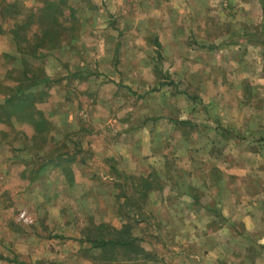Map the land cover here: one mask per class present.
<instances>
[{"label":"rangeland","instance_id":"rangeland-1","mask_svg":"<svg viewBox=\"0 0 264 264\" xmlns=\"http://www.w3.org/2000/svg\"><path fill=\"white\" fill-rule=\"evenodd\" d=\"M17 1L24 4L0 0L4 13ZM26 1L34 4L29 7L34 11L28 9L32 24L23 33L27 51L19 50L8 33L0 37V264H103L92 257L100 253L81 241L82 230L100 223L120 228L130 217L151 255L127 264H181L187 254L199 264L198 246L184 252L181 227L187 221L180 214L204 207L214 216V190L226 201L224 209L230 200L253 209L252 202L262 199L263 175L247 179L248 172L240 169L245 157L229 156L233 131L220 119L230 96L238 104L257 102L254 89L247 96L230 90L229 70L235 65L228 49L221 53L215 45L219 35L246 20V11L235 5L245 0ZM250 3L258 23L251 29L259 36L264 12L258 0ZM19 16L2 21L0 13V26L9 30ZM37 22L56 34L40 31L38 37ZM55 39L58 48L30 53L36 43L52 45ZM46 76L53 79L47 86L32 85ZM20 87L37 93L33 105L50 121L48 133L36 136L28 115L17 110L22 105L6 100ZM193 111L201 125L178 123L189 122ZM237 117L236 147H259L264 121L255 122L243 111ZM191 140L204 152L213 148L215 155L185 160L182 153ZM232 156L236 177L214 166ZM142 176L155 187L145 195L136 191ZM186 194H192L191 203ZM171 209L178 217L174 224L165 219ZM216 217L207 221L206 234L213 237L220 223H230L235 240L231 250H223L226 259L211 264H264V250L257 246L264 229L255 233L242 220L229 221L223 213ZM173 253L178 259L164 257Z\"/></svg>","mask_w":264,"mask_h":264},{"label":"crops","instance_id":"crops-1","mask_svg":"<svg viewBox=\"0 0 264 264\" xmlns=\"http://www.w3.org/2000/svg\"><path fill=\"white\" fill-rule=\"evenodd\" d=\"M22 1L24 2L25 6L29 10L34 11L33 8H29V7H34V4L32 3L29 4L26 0H22ZM250 1L245 0L244 1L245 3L239 2L235 4V5L241 6V8L240 7L238 8L239 10L242 11L244 9L246 11L247 18L244 22H242L243 21L242 20L239 23H234L235 25L231 26V30L229 31L228 34H225L224 36L222 34L219 35L217 40H215V45L217 46V49L221 51V53H222V50L224 51L228 49L230 53V61L232 64L235 65L229 70L230 81H231L230 90L232 89L241 90L240 91L241 94L242 92H244L246 96L248 95L247 92L249 90L254 89L257 91L255 95V98L257 101L256 103L255 101L251 102L250 99H245L244 101L238 104L236 102V98H232L230 96L228 98V102L223 104V108L225 109L224 111L220 112V119L222 120V122L225 123V125L223 124L224 126L229 125L228 127H230V129L233 131L231 135H228L229 144H231V148H232V149H228L229 156L231 157V154H233L234 156L241 155L245 157V162L241 163L240 169L241 171H244L243 174L248 172L246 174V176H248L247 179H252V180L258 179L255 176V173H261V175H263L262 176L263 180L261 184L262 199L255 200V202H252L251 205H254V204L256 205L255 208L253 209L251 207L248 209L249 206L237 207L232 200L230 201L227 200L228 207L227 209H224L222 204L223 203L226 204V201L223 200V198H221L220 193L215 192L216 190H214L213 198L216 200V202H214L213 208L216 214L220 215L223 213L224 216L227 219H229V221H231L232 219L234 220V222L236 221V219L242 220L243 223H247L246 228L248 230H251V232L254 231L255 233H257L259 232V229H262V230L264 229V147H262L264 142H262L259 147L255 144H252L249 148H246L245 150L241 149L240 146L239 148L236 147L239 144L237 136H238V133L240 132V130L238 129L240 122H238L237 116L241 114V111H243L244 113H247L249 115V118L255 122L262 121V120L264 121V24H262L261 26L262 28L261 35L258 36L252 32L251 28L254 25V23H257V20H254V18L251 17L250 11L253 10V6L251 3L249 4ZM258 1H259V11H261L262 13L264 12V5L262 4L261 0H258ZM4 10H5L4 6H1L0 13H1L2 21L8 20L7 19L8 17L5 16ZM248 14H249V17H248ZM262 23H264V21ZM12 28H13V25L11 26V28H9V30L6 31L0 26V37L5 36L8 33V35L11 36V39L13 41V38L11 35ZM223 42L224 44H227L225 45V47L222 46ZM13 43L16 46L17 45L19 46V50L20 49L25 50L29 47V42L27 41V39L26 41H20L19 43L13 41ZM8 53L9 52L3 51V54L7 55ZM238 73H240V77ZM258 77H261L262 79V82H260V84L253 81L254 78H258ZM39 85L47 86L48 84L44 82V83H40ZM219 88L220 90H222L221 84L219 85ZM26 90H29V89H26ZM26 90L24 94H26ZM219 97L220 99H223V97H225V94L221 93ZM227 110H229V112L232 113L231 117H228L226 115ZM257 110L259 111L260 116L257 113ZM196 111L198 112L199 110H196ZM196 111H193L195 113L193 114V117L189 116L187 119H189V121L195 122V124L196 123L199 124L200 122L197 119ZM191 112H192V109H191ZM253 133L254 132L250 130H246V134L248 136H250V134H253ZM258 133H260L261 136L264 138V128L263 130H259ZM209 135H214V133L209 134ZM254 137L257 138V135H252L251 139H254ZM194 144H195V141L191 140L190 148L186 147V149L183 151L182 155L184 156L185 160L191 163H193V160L195 162L196 161L200 162L201 160L205 159V157H208V156L211 157L215 155L213 152L214 150L213 148L209 150L207 149L204 152L202 147H199L196 145L194 146ZM120 156L125 161H127V159L129 158L132 159L131 154H126L123 156L122 154H120ZM233 159L234 157L231 159L229 158V161L228 160L225 162L219 161L217 165H214V166L215 167L217 166L219 169L226 171L228 172V174L234 175L236 177L240 175V173L238 172V167ZM246 159H248L249 162H246ZM132 172H134V170H132ZM256 182H258V180ZM189 185L190 184L188 182L185 184V186L187 187H189ZM185 196L187 197H185L184 199H187V201H189L188 203H191L192 202L191 197L189 196H192V194H189V195L186 194ZM198 202L199 204L205 203V201L202 199H199ZM248 202L251 203V200H248ZM167 203H168V200H165V204ZM216 203L219 208H215ZM232 206H236V209H233ZM200 208L202 210L200 209H198L197 211L189 210V212H186V213L182 212V214H180V218L182 220L184 219V221H187L185 226L181 227V232L185 239V243L183 242L185 245L184 252L197 249L198 254H201V260L199 259L201 262H199V264H211L212 261L220 262L226 259L225 255H223V250H227L228 248L230 250L232 249L234 245L233 241L235 240L234 239L235 232L233 230V227L230 225V223L224 224L223 227H221L222 224L220 223L216 231H214L213 233L212 232L210 233V235L212 234L213 237H209L206 234L207 226H209V224H207V221H211L212 219L216 220L219 218L216 217V214H214L213 216L211 214L205 213L204 207H200ZM237 211H239L240 213H237ZM152 212L155 214L154 211ZM165 219L170 221L171 223L173 222L174 224V220L177 221L176 219H178V217L176 216V212L171 209L169 212H167V215H165ZM170 229L171 231H173L174 226H172ZM244 234H246V232H244ZM191 235H193L194 238H192ZM257 239H259L257 246H261V248L264 250V230L262 231L261 234L258 235ZM151 244L152 243H150V245ZM153 246L156 247L154 243H153ZM167 254H170V251H168ZM263 255H264V252H263ZM191 256L192 255L190 254H187L185 256L182 255L181 259H179L181 261V264H194V263L196 264V261H194L193 259L191 260ZM164 257L166 259L169 258L168 261H172L173 259H178L175 253L171 255H166Z\"/></svg>","mask_w":264,"mask_h":264},{"label":"trees","instance_id":"trees-1","mask_svg":"<svg viewBox=\"0 0 264 264\" xmlns=\"http://www.w3.org/2000/svg\"><path fill=\"white\" fill-rule=\"evenodd\" d=\"M9 7H11V11L10 9L6 10V17L10 19L12 18V15H21L19 16L21 18L15 20L13 24L11 34L13 41L17 43H19L20 41H26V37L23 35V33L26 32L27 29H30L29 27L31 26L32 21L30 22L28 13L29 15H31L32 13L24 4L19 1L13 3ZM13 9L14 12H12ZM35 25H37L35 35H37L38 37L40 35V31H42V33L44 35L46 34L47 36H54L56 34L49 33V26H45L43 23L37 22ZM58 44L59 42L57 39L53 40L52 45L48 43L42 44L38 42L35 44L36 46H34V49H32L30 53L32 55H42V51L40 50V48H45L50 51L58 48L60 46ZM25 51L27 50L25 49ZM26 72L27 71H25V74ZM52 81V78L46 76L44 78L33 81L32 85L35 86L40 83H49ZM26 88L17 89L14 94L7 96L6 100L11 105L13 103L21 104L22 109L21 106H19L17 107V110L19 111V113H23L25 111L26 115H28L30 123L33 124L35 128L36 136L44 135L51 130V123L44 115V113L40 110H37L33 105V100L35 99L36 94H24ZM12 96H14V98H17L15 102H13L10 98ZM15 105L16 104H14L12 107H15ZM178 123L187 124L190 123V121L188 122L187 120H178ZM137 186L141 187L140 190H136L141 195H145L148 191L155 188L152 182L148 180V177L144 176L140 177V184H137ZM130 218H128L129 222H126L120 228L115 226L113 227L106 223H100L98 225L92 224V227H85L82 230V235L84 236L81 241L90 243L91 246L89 247V249H91L92 251L96 250L100 253V258H98L96 255H93L92 257L94 259L101 260L103 264H127L128 262L138 263L137 261L140 260L141 255L145 256L146 258L151 255V253L148 252L143 246L144 240L137 234H135L134 228L136 226H134V224L130 222Z\"/></svg>","mask_w":264,"mask_h":264}]
</instances>
